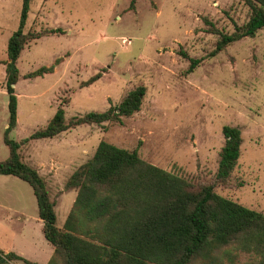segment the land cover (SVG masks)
Instances as JSON below:
<instances>
[{
	"label": "rangeland",
	"instance_id": "374dc122",
	"mask_svg": "<svg viewBox=\"0 0 264 264\" xmlns=\"http://www.w3.org/2000/svg\"><path fill=\"white\" fill-rule=\"evenodd\" d=\"M22 5L23 0H0V162L9 157L3 63L9 38L19 29ZM249 17L246 0L31 1L25 32H62L32 41L23 51L15 86L18 124L10 136L22 143L23 160L46 176L58 227L77 194L66 189L69 178L102 141L137 149L146 162L194 183H209L218 171L225 126L241 130V157L228 184L215 190L264 214V29L213 56L220 37L212 28L232 34ZM190 59L201 60L192 73ZM51 66L53 73L25 79ZM98 73L99 81L83 87ZM140 86L146 88L141 111L122 124L83 125L58 138L23 143L61 106L68 123L120 105ZM56 158L64 164H51ZM0 250L36 264H48L54 253L32 187L3 175Z\"/></svg>",
	"mask_w": 264,
	"mask_h": 264
},
{
	"label": "trees",
	"instance_id": "16d2710c",
	"mask_svg": "<svg viewBox=\"0 0 264 264\" xmlns=\"http://www.w3.org/2000/svg\"><path fill=\"white\" fill-rule=\"evenodd\" d=\"M32 0H23L19 29L9 38L5 65L9 120L4 143L9 157L0 162V175L17 177L33 189L43 221L45 239L54 253L48 264H264V214L216 192L230 181L241 157L242 132L225 126V144L218 171L209 183H194L143 160L137 149L127 150L102 141L93 157L78 167L66 189L77 192L62 228L57 225L56 203L45 178L26 163L21 142L11 138L18 124V61L32 42L61 33L60 29L25 32ZM249 21L232 34L215 27L219 35L213 56L264 29V0H246ZM187 57V54H184ZM59 62V60H58ZM192 73L201 60L190 59ZM41 67L25 79L53 73ZM102 78L98 73L83 83L89 87ZM144 86L131 90L118 106L73 117L68 123L63 106L30 140L52 139L83 125L122 124L141 111ZM22 261L36 264L14 252L0 250V264Z\"/></svg>",
	"mask_w": 264,
	"mask_h": 264
},
{
	"label": "crops",
	"instance_id": "0c3cea01",
	"mask_svg": "<svg viewBox=\"0 0 264 264\" xmlns=\"http://www.w3.org/2000/svg\"><path fill=\"white\" fill-rule=\"evenodd\" d=\"M61 135H63V133L62 134H60V135H58L57 137H55V138H58V137H61ZM51 164H64L63 162H61V161H59L57 158L54 160V162L53 163H51ZM36 169H38V171H39V173L44 177V178H46V176L44 175V173L42 172V170L39 168V167H35ZM13 177V176H12ZM46 180V179H45ZM76 196H77V194H76ZM76 199V198H75ZM41 220V219H40ZM41 222H42V225H43V221L41 220ZM53 252H54V250H53ZM52 255V254H51ZM47 257H49L48 255H47ZM46 257V258H47Z\"/></svg>",
	"mask_w": 264,
	"mask_h": 264
}]
</instances>
